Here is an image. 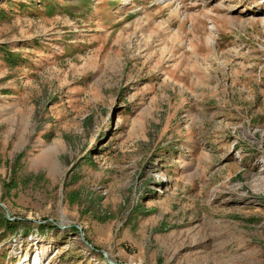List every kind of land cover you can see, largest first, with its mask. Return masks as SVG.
I'll list each match as a JSON object with an SVG mask.
<instances>
[{
  "label": "rangeland",
  "instance_id": "1",
  "mask_svg": "<svg viewBox=\"0 0 264 264\" xmlns=\"http://www.w3.org/2000/svg\"><path fill=\"white\" fill-rule=\"evenodd\" d=\"M0 264H264V0H0Z\"/></svg>",
  "mask_w": 264,
  "mask_h": 264
},
{
  "label": "trees",
  "instance_id": "2",
  "mask_svg": "<svg viewBox=\"0 0 264 264\" xmlns=\"http://www.w3.org/2000/svg\"><path fill=\"white\" fill-rule=\"evenodd\" d=\"M3 48H5V47H4V46H1V49H3ZM6 60H7V61H11L12 59H11V57H8ZM3 223L6 224V225H8V226L11 225V223H9L8 220H4ZM11 232H12V231H11Z\"/></svg>",
  "mask_w": 264,
  "mask_h": 264
}]
</instances>
